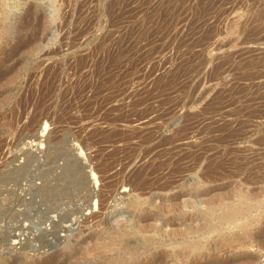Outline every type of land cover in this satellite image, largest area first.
I'll use <instances>...</instances> for the list:
<instances>
[{
  "label": "rangeland",
  "instance_id": "obj_1",
  "mask_svg": "<svg viewBox=\"0 0 264 264\" xmlns=\"http://www.w3.org/2000/svg\"><path fill=\"white\" fill-rule=\"evenodd\" d=\"M160 262L264 264V0H0V264Z\"/></svg>",
  "mask_w": 264,
  "mask_h": 264
},
{
  "label": "bare ground",
  "instance_id": "obj_2",
  "mask_svg": "<svg viewBox=\"0 0 264 264\" xmlns=\"http://www.w3.org/2000/svg\"><path fill=\"white\" fill-rule=\"evenodd\" d=\"M86 202V201H85ZM55 209V208H54ZM48 210V209H47ZM55 215V214H54ZM62 216V215H61ZM49 217V216H48ZM58 217V216H57ZM65 217V216H64ZM75 218V217H74ZM73 218V219H74ZM72 219V218H71ZM43 220V219H42ZM41 220V221H42ZM69 221V220H68ZM54 225V224H53ZM49 226V225H48ZM144 245V244H143ZM108 246V245H107ZM133 247V248H132ZM132 247H130V246H126L125 248L126 249H128L129 250V252H134V246H132ZM138 248H135V251L137 250ZM111 250H112V247H111ZM163 262V261H162ZM160 264H162L161 262H160ZM164 264V263H163Z\"/></svg>",
  "mask_w": 264,
  "mask_h": 264
}]
</instances>
